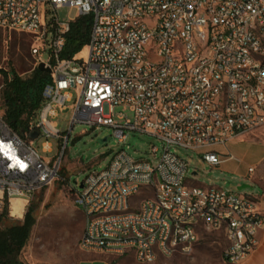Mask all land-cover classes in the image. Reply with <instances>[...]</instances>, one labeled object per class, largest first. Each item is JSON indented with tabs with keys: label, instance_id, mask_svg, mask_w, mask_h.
<instances>
[{
	"label": "built area",
	"instance_id": "2783aa9c",
	"mask_svg": "<svg viewBox=\"0 0 264 264\" xmlns=\"http://www.w3.org/2000/svg\"><path fill=\"white\" fill-rule=\"evenodd\" d=\"M64 7L92 17L88 45L70 59L61 56L75 20L49 14ZM1 32L31 37L35 67L43 64L51 80L37 117L22 135L14 132L1 107L11 73L0 53V212L61 180L65 148L52 162L33 144L40 137L68 141L51 120L68 110L75 91L71 128H112L119 143L129 133L163 142L155 163L122 150L71 190L85 217L83 251L153 264L190 255L205 231L224 236L225 263L251 257L264 230L256 198L188 185L189 165L177 152L202 153L218 167L234 157L210 148L264 126V0H0ZM121 106L133 120L116 121ZM44 151L52 152L48 141ZM255 171L250 167L249 177Z\"/></svg>",
	"mask_w": 264,
	"mask_h": 264
},
{
	"label": "rangeland",
	"instance_id": "374dc122",
	"mask_svg": "<svg viewBox=\"0 0 264 264\" xmlns=\"http://www.w3.org/2000/svg\"><path fill=\"white\" fill-rule=\"evenodd\" d=\"M49 14L56 15L61 21H77L81 18L76 9L69 7L51 11ZM32 43L31 37L25 34L0 33V53L6 72L16 73L23 78L32 74L36 69L35 60L31 55ZM83 55H87L86 50ZM76 98L74 91L73 100L67 104L68 110L60 112L57 118L51 120L53 124H57L58 131L68 137V141L52 137H40L34 141L33 148L38 154L52 162L59 160V155L65 148L61 160V180L36 192L31 198H14L26 204L20 218L12 214L10 202L8 224L22 223L30 208L33 209L35 224L27 246L8 264H79L83 260L94 259H106L112 264H140L132 254L120 256L92 253L80 248V240L85 230V217L81 208L75 205L74 192L71 190H78L89 174L107 169L114 156L122 150L134 160L155 163L163 152V142L152 135L129 133L127 141L119 143L112 128L96 129L86 124H76L71 128ZM115 114L119 123L134 118V114L125 106L116 107ZM47 141L52 146V152L44 151ZM154 148L159 150L157 158L153 153ZM210 150L229 154L234 159L212 167L203 161L202 153L178 149L177 155L189 165L188 185L215 186L241 194L251 193L254 196L262 194V188L254 182L264 184V126L238 136L227 147H213ZM250 167H256L252 179L249 178ZM241 186L247 188L239 190ZM226 247L225 238L221 233L201 231L199 242L190 255L160 257L153 264H222ZM92 264H103V261L97 260Z\"/></svg>",
	"mask_w": 264,
	"mask_h": 264
},
{
	"label": "trees",
	"instance_id": "16d2710c",
	"mask_svg": "<svg viewBox=\"0 0 264 264\" xmlns=\"http://www.w3.org/2000/svg\"><path fill=\"white\" fill-rule=\"evenodd\" d=\"M92 17L83 16L71 24V32L62 52V59H70L79 54L90 41ZM6 74V86L1 96L4 119L9 127L22 135L37 117L43 106L42 92L51 80L48 72L34 69L23 78L16 73ZM33 209H29L22 223L8 224L9 203L0 212V264H8L18 257L27 246L34 226ZM18 264H22L19 263ZM112 264V263H111Z\"/></svg>",
	"mask_w": 264,
	"mask_h": 264
},
{
	"label": "crops",
	"instance_id": "0c3cea01",
	"mask_svg": "<svg viewBox=\"0 0 264 264\" xmlns=\"http://www.w3.org/2000/svg\"><path fill=\"white\" fill-rule=\"evenodd\" d=\"M249 178H251L252 179V177H249ZM253 181V180H252ZM254 182V181H253ZM255 184H257L258 186H260L261 188H262V190H263V192H262V194L261 195H259V196H254L253 194H251V195H253L255 198H256V200H257V202H258V204H259V207H260V210H261V212H262V214L264 215V184L263 185H259L257 182H254ZM241 187H243V186H241ZM18 203H23V202H21L19 199H13L12 201H11V204H12V206L13 205H16V204H18ZM24 204V203H23ZM26 204H24V206H25ZM13 208V207H12ZM11 208V209H12ZM24 211V210H23ZM21 217H22V215H21ZM18 218H20V217H18ZM97 260H101V261H103V264H111V262L110 261H108V260H106V259H94V260H83V261H81L79 264H87V263H90V264H92V263H94V261H97ZM222 264H227V263H225L224 261H223V259H222ZM243 264H264V230L260 233V235H259V246H258V248H257V250L251 255V257L245 262V263H243Z\"/></svg>",
	"mask_w": 264,
	"mask_h": 264
},
{
	"label": "bare ground",
	"instance_id": "6f19581e",
	"mask_svg": "<svg viewBox=\"0 0 264 264\" xmlns=\"http://www.w3.org/2000/svg\"><path fill=\"white\" fill-rule=\"evenodd\" d=\"M12 214L14 216L17 217H21V215L23 214V210H24V204L23 203H18L16 205L12 206Z\"/></svg>",
	"mask_w": 264,
	"mask_h": 264
},
{
	"label": "water",
	"instance_id": "95a60500",
	"mask_svg": "<svg viewBox=\"0 0 264 264\" xmlns=\"http://www.w3.org/2000/svg\"><path fill=\"white\" fill-rule=\"evenodd\" d=\"M38 69L50 73V71L47 70V69L44 67L43 64H41V65L38 67ZM37 136H38L37 133L33 134V135H32V139H36ZM74 182H76V181H74ZM80 188H83V185H82V184L80 185ZM245 188H247V186L240 187L239 190H243V189H245Z\"/></svg>",
	"mask_w": 264,
	"mask_h": 264
}]
</instances>
